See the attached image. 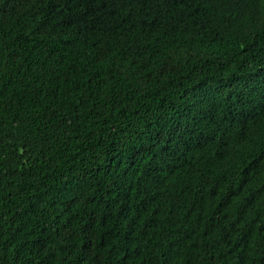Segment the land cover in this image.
<instances>
[{
    "label": "trees",
    "instance_id": "1",
    "mask_svg": "<svg viewBox=\"0 0 264 264\" xmlns=\"http://www.w3.org/2000/svg\"><path fill=\"white\" fill-rule=\"evenodd\" d=\"M0 264H264V0H0Z\"/></svg>",
    "mask_w": 264,
    "mask_h": 264
}]
</instances>
